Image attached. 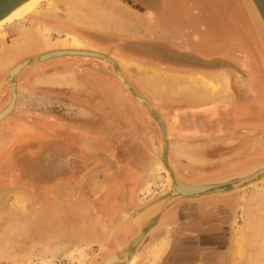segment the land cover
Returning a JSON list of instances; mask_svg holds the SVG:
<instances>
[{
    "label": "rangeland",
    "instance_id": "1",
    "mask_svg": "<svg viewBox=\"0 0 264 264\" xmlns=\"http://www.w3.org/2000/svg\"><path fill=\"white\" fill-rule=\"evenodd\" d=\"M53 1L65 6L68 9L67 14L59 17L43 15L38 11L41 7V9L46 8V3L42 2L43 4L40 3V8L37 10L39 15L28 14V16L20 19L21 21L16 20L18 23L16 21L8 23L0 30V37L3 35L11 38V41L13 37L21 33L24 35L20 44L7 43L6 51L0 55V113L9 107L12 100V89L5 84L8 72L14 65H8L9 61L17 59L16 62H19L36 57L40 53L53 51L54 49L60 50L57 46L58 42L65 41L66 43H71L73 39L90 44V47H94V50L104 53L105 51L100 46L105 49L112 46L110 38L118 39L116 33L134 35L130 26L125 24V22L121 23L118 16L117 18L112 16L116 10L120 12L124 11V6L120 3L117 4V0ZM211 1L212 3H210ZM86 2H89V4ZM192 2L193 7L200 11L203 6H215L214 9L218 17L220 18L221 15L228 29L231 28L230 30L233 32H231V35H227L229 38L225 37L226 42L221 43L226 48L223 52H227L230 55V59L225 60L227 54L218 51L216 52L217 54L214 53L215 58H219V60H215L217 61L215 63H221L222 60L226 61L224 66H229L232 72L242 74V70L232 63L239 55L246 56L244 45L240 47V44L233 38V35L235 36L236 34L241 38L242 43L244 42L247 45L245 49H247L246 53L248 56L253 58L257 55L255 57V59L258 58L257 62L264 64V51L260 43L255 42L256 40L258 41L257 34L240 0H192ZM237 9H240V11L238 12ZM106 11L108 16H105ZM202 13L204 14V12ZM205 17L203 15L202 18ZM91 25L108 31H114L115 34L96 32V30L90 28ZM89 33L107 37L109 40H99L88 35ZM141 33L145 34V32L139 30L135 31L136 35ZM95 39L100 42L98 43ZM50 44L53 46L46 47L47 45L50 46ZM37 47H41L40 50H37ZM68 48L71 49L70 47ZM108 55L112 57L111 52H108ZM114 57H116V54L112 58ZM50 63V61H47L36 67H26L16 78L18 97L14 112L0 123V264H101L112 255H119L123 258L126 255L124 251L128 247V241H124L123 238H126L130 233L129 225H131L127 224L128 222L125 217L123 220L119 217L117 218L119 222H117L116 226L120 221L122 222V226L119 228L114 227L115 231L112 233L114 229L112 231L110 229L111 221H106L103 216L104 214L96 212L95 209H92L91 205H85L86 212H84L83 216L77 211L78 209L72 211L68 208V205L74 204L75 193L82 187V183L85 184L83 189H85L88 197L87 204H90L88 202L90 200L92 202L95 201V195H97L99 190L95 191L92 186L94 182L102 181L104 183L102 188L105 187V180L112 174L108 170L109 166L101 165V167L94 170L95 165L91 166L87 162L83 163L82 161H78L77 163V158H75L76 161L72 162L73 168L86 169L88 172L94 171L87 173L84 180H80L82 183L79 180L65 182L66 180L59 178L54 179L50 183L51 166L48 162L50 155L53 154L59 157H67L72 153L79 159H92L101 156V154L109 153V150L95 151L93 149L90 151L83 149L64 151V141L68 143L69 138L76 136L64 132V127L70 122L78 123V121L73 119L77 110L80 108L92 110L94 103L99 99H105V97H99L102 93L99 91L100 89L95 90L91 87V89L83 91L84 93L73 90L75 95L77 92L82 93L83 97H85L83 98L84 101L73 102L68 100L70 97L68 93L70 91L67 88L62 86V84L61 86L50 84V81L62 83V80L66 76L59 73L56 74V77H51L50 74L53 71L66 68L70 64L77 66L87 63L91 64L94 69L99 68L104 72L111 68H109V65L104 66L108 68L99 67L97 61L83 58H74L73 61H68L67 64L65 61L59 65ZM52 65L58 67L57 70H53ZM90 73L94 75L93 70L92 72L88 71V74L83 76L85 79L82 78V80L88 81ZM103 75L105 74L103 73ZM129 77L132 81L135 79L130 73ZM105 78H107L106 75L103 80L108 81ZM215 79L223 88L227 87L229 83L230 86H233L232 76L228 78L226 74H223L218 78L215 77ZM93 81H96L98 84L102 80L95 79ZM104 81H102L103 84ZM174 81L182 82L181 85H184L186 90L192 89L193 82L191 78L174 80L173 77L166 76L163 81L164 83L162 82L159 85L158 93L162 86ZM103 88V92L105 93L108 88L107 93H109L108 85L105 87L103 85ZM179 89L181 90V87ZM111 93L113 92L111 91ZM188 96L191 97L190 95ZM156 98L158 99V97ZM69 114H72V118H69ZM69 120L71 121L68 122ZM111 122L112 117L108 112L104 111L96 115L95 125L102 131V140H109L111 137L109 136L111 133H105L110 131L108 129L111 126ZM156 125L159 127L157 122ZM231 143L234 145L230 141L228 144L230 145ZM214 145H218V142ZM185 152L179 149L172 151L174 158H181L185 163L194 164L193 166L191 164L184 165L183 168H192L200 172L216 171L220 167L223 169L229 168L226 166L227 164H210L212 163L211 159H202L203 157L201 159L197 157L198 159H196L194 158L195 156L191 157ZM246 152L249 153L248 150ZM246 152H242V155H238L237 153L236 159L232 160L231 163H234L238 158L245 155ZM145 153V156H140V159L145 164L144 170L146 172L139 173L134 170L135 175L142 177V181L144 182L142 192L139 193L141 198L138 199V204L142 205V207L143 205H147L148 202L156 200L168 182V174L160 163L159 156L162 154V151L151 150L145 151ZM210 157L219 158V154L216 152L210 155ZM229 157L231 159L234 156ZM263 157L264 150L255 159L247 157L246 163L232 166L234 167L233 169L214 174V176L237 170L261 160ZM55 162L62 164L61 160ZM142 166L139 165L140 171L143 170ZM172 168L176 174L173 165ZM34 170L39 173L35 174ZM130 174L132 175V172ZM176 176L179 177L177 174ZM64 193L67 195L65 202L60 197ZM256 194H264V182L231 195L236 201V209L230 227L232 236L230 239V257L227 260V264H254L249 251L253 246L254 248H258L261 245L260 243L253 242L252 244H248L246 256L244 254H233L231 249L235 241L234 239L240 236V231L246 230L247 219L251 215L246 210V205L250 197ZM50 198L52 199L51 208ZM170 220L168 219L167 227L173 224ZM254 231L257 232V230ZM79 233H81V238L79 237ZM120 240L125 243L122 247L119 245ZM163 241L166 244L167 239ZM164 243H161L159 246H164Z\"/></svg>",
    "mask_w": 264,
    "mask_h": 264
},
{
    "label": "crops",
    "instance_id": "2",
    "mask_svg": "<svg viewBox=\"0 0 264 264\" xmlns=\"http://www.w3.org/2000/svg\"><path fill=\"white\" fill-rule=\"evenodd\" d=\"M83 1V0H80ZM159 3H153L154 5H158L159 7L164 5V0H158ZM117 4L120 3L122 6H124V11L116 10L112 14L113 17L117 16L119 17L121 23L125 22L130 28L132 29V34L134 35H128L124 33H116L118 35V39H112L110 38V42H112V46H109L108 48H104L100 46L103 51H109L113 55H119L121 57H125L131 60H135L136 62L139 61L140 64H145L148 66H156L159 67L162 71L168 73V76L172 78V76L178 77L180 79L187 78L188 79H197L193 76L197 73L202 75H207L209 77H212L215 79L220 77L223 74H226L228 78L231 77V74L228 70L229 66H222L221 68L215 67L216 64L215 60H219V58H215V56L209 55V54H203L197 49H193L194 53L191 52H183L179 49L175 48L176 45L174 42H171L169 40H166L167 38V30L165 28V25L162 27L158 24L160 22V14H157L155 12L152 14L151 12V5H149V8L147 4H141V2L137 0H117ZM89 4V2H86ZM114 4V2H113ZM106 6V5H105ZM117 12V13H116ZM125 12V13H124ZM121 17V18H120ZM94 27V28H92ZM92 30H96V32H106L110 34H115L114 31H108L103 28H98L96 26L90 27ZM111 29V28H110ZM155 29V30H154ZM139 30L141 32H145L136 35L135 31ZM156 31L155 34L153 32ZM131 34V33H130ZM156 39L157 42H150V39ZM172 40L178 41L176 37H169ZM182 39V38H181ZM187 41L185 43L188 46H191V43L188 39H184ZM166 41V42H162ZM11 39L8 37H0V55L6 51L7 43H10ZM189 42V44H188ZM12 43V42H11ZM98 45V43H96ZM55 50V49H54ZM213 59L212 61H209V63L204 62V60ZM81 59V58H80ZM114 59V58H113ZM67 60V61H66ZM74 58H58L51 60L50 64L59 65L62 62L67 64L68 61H73ZM115 60V59H114ZM222 60V59H221ZM95 61V60H94ZM223 61V60H222ZM221 61V62H222ZM258 61V60H257ZM99 67L108 68L104 66H108L109 64L97 61ZM117 62V65L121 68L124 78L128 84L129 87L133 89V91L139 95L140 98L145 99L149 105L151 106L154 114L157 118L161 119L166 127V142L163 139V135L160 129V126L158 130H155L151 135H149L146 131V128L143 126L141 128H133L130 127L127 129V131L124 132H115L114 129V123L111 124L108 131L111 133L110 141L103 142L102 140L97 141V139H101L102 134L101 130L95 125V118L96 113L101 112H110L113 114H117L113 108L110 106L109 101L118 100V103L122 105L123 112H126L124 116L126 117L130 115L131 112H133V117H136L137 114L142 119H147V123L149 119H153L154 123H156L155 118L149 113L148 110L141 107L139 103L136 101L135 97L127 90L125 89L121 83L117 80V78L114 76V71L111 65H109L111 69H107L106 71L109 72L108 75H106L107 78L104 81L103 79L99 78L95 75H89L90 79L88 81L82 80L85 79L83 76L88 74V71L81 70V65H71L67 66L66 68L62 69V74H64V79L62 80V83H56L54 81H50V84L54 86H64L67 88L70 92L72 91V94H74L73 90H77L80 92L86 91L91 89V87L95 90H99L102 92L99 97L103 96L105 99H99L96 101V106L93 107L92 110H86L84 108H80L77 110V113L73 117L74 120L78 121L76 122H70L69 120L68 125H66L65 129L67 130L66 133L73 134V135H79V139L83 135H91L92 140L88 143H83V145L80 146L82 143L80 140L76 141V138L73 136L72 138H69L68 143L64 141V151H75L81 149H86L87 146H89L90 149H97V148H103L104 146L108 149H116L118 151V157L117 160L119 162L124 163L128 159L132 160V164L134 165H143L142 167L145 168L144 162L141 161L140 156L144 157L145 152L144 151H151L155 150L157 148L159 151H163L164 144H167V148L169 150V158L171 165H174V161L178 164L182 165H189L193 166V163H185L181 158H174L172 151L174 149H179L186 151L188 155L195 156L194 158L201 159H211L210 164H229L232 160L236 159V154L242 155V152H246L245 147L235 146L237 144L238 138H240V135L230 132H221V129L219 126H207L205 124L202 125V127L198 124V120H192L195 117H201L206 118L207 116H217L221 115L220 113L217 114V112H220V108L228 106H236L239 102V94L236 92V90L233 88V86H230L233 90V97L231 99H225V97H221L215 101H202L198 102L193 97L188 96V92L190 90H186L184 85H181L182 82L174 81L170 82L160 88L159 93L157 92V95L155 92H151L147 89H144L143 86L134 79L133 81L129 77V73L121 67V65ZM143 62V63H141ZM145 62V63H144ZM224 62V61H223ZM226 62V61H225ZM65 64V65H66ZM214 64V65H213ZM219 64V63H217ZM258 65L263 67V63L258 62ZM260 73L259 78L260 82L264 79V72H262L261 68L259 67ZM182 71V72H181ZM59 74V73H56ZM56 74L52 73L51 77H56ZM191 76V77H190ZM102 80L104 81V84L102 81L100 83H96V81L93 80ZM180 79H174V80H180ZM128 80H131V84L128 82ZM107 82V83H106ZM103 85L110 86L109 89L113 92L112 96L115 95V97H112L109 95V93L103 92ZM183 89H179L180 87ZM168 86V88H166ZM175 86L176 90H172L169 87ZM179 87V88H178ZM162 89V90H161ZM77 92V98L72 97V99H76L77 101H84L82 93ZM84 93V92H83ZM79 95V96H78ZM158 97V99L156 98ZM157 99V100H155ZM70 100V98L68 99ZM70 102V101H69ZM204 102V103H203ZM72 105V104H70ZM72 108V107H70ZM106 108V109H105ZM108 108V109H107ZM69 109V107H68ZM108 110V111H107ZM98 111V112H97ZM115 112V113H114ZM129 113V114H128ZM72 114H69V118H72ZM118 116V115H117ZM123 118V117H121ZM127 118V117H126ZM190 118L189 120H187ZM166 119H175L172 123V128H170L168 123L166 122ZM186 119V120H184ZM238 118L235 119L237 121ZM129 120V117H128ZM167 120V121H168ZM184 123L183 128H181V124ZM190 123V125H187V123ZM150 123V122H149ZM178 126L181 128V130H178ZM224 126V124H223ZM222 126V127H223ZM221 129V130H220ZM107 133V132H105ZM94 135V136H93ZM153 138V139H152ZM124 140L122 142H118L119 140ZM152 139V140H151ZM153 141V142H151ZM230 142H233L234 145ZM218 142V145H214ZM108 144V145H107ZM104 145V146H103ZM214 145V146H213ZM213 151V152H210ZM221 153L222 155L219 156V158L210 157V155L215 153ZM225 152H229V155L226 156ZM142 154V155H141ZM233 154V155H232ZM229 156H234L231 159H229ZM208 157V158H207ZM228 158V159H227ZM141 162V163H140ZM201 169V168H200ZM215 176H204L197 179H188L183 178L190 181H199L204 180L207 178H211ZM142 185L138 189V192L135 196V204L139 210L134 209L132 211V218H131V225H129L130 231L128 243L138 234L140 231L141 225L138 223L136 219V214L143 211L144 208L147 207V205H139L138 199L141 198V195L139 193L142 192V188L144 187V182H141ZM96 185V186H95ZM103 184L101 182H94V185L92 186L94 190H101ZM104 188H102L103 190ZM231 197V196H230ZM57 198V197H56ZM212 198H227V197H205L200 200L198 204L191 203L189 201H184L177 203L175 206H173L171 209H169L159 220L157 225L149 231V233L146 235L140 246L138 247L135 255L129 259V262L135 258L134 264H173L175 262H179L178 260V251L179 243H175L173 240V224L168 225V219H172L176 216H182L185 212H189L188 206L197 207L199 204H203L205 201L210 200ZM57 200V199H56ZM51 206V204H50ZM193 210H196L195 208ZM86 212V211H85ZM170 214H172L170 216ZM52 219V218H51ZM129 221V222H130ZM171 221V220H170ZM84 225V224H83ZM172 225V226H171ZM82 226V225H81ZM122 226V222L115 226V228H119ZM91 229V227H90ZM113 230V229H112ZM115 230V229H114ZM114 231H112L113 233ZM81 236V233H79V237ZM81 238V237H80ZM167 239L166 244L164 243ZM161 243H164V246H159ZM156 257V258H155ZM148 260V261H147ZM147 261V262H146ZM146 262V263H145Z\"/></svg>",
    "mask_w": 264,
    "mask_h": 264
},
{
    "label": "flooded vegetation",
    "instance_id": "3",
    "mask_svg": "<svg viewBox=\"0 0 264 264\" xmlns=\"http://www.w3.org/2000/svg\"><path fill=\"white\" fill-rule=\"evenodd\" d=\"M141 2L143 5L144 3L147 4L148 8L149 5H151V13L154 14L157 12V14H160V22L157 27H162L165 25V28L167 30V38L166 40H171L176 45L175 48L179 49L183 52H193V49L199 50V52H202L203 54H209L214 55V53L218 52L217 50V43L215 42H208L206 35H210V24L208 19L202 18L203 13L199 10L193 7L192 0H164V5L159 7L158 5H154L153 3H159L158 0H137ZM163 1V0H162ZM186 2V3H185ZM149 3V5H148ZM175 5V6H174ZM213 7V6H212ZM177 11V12H176ZM174 12L177 13V15H174ZM183 13L181 16L179 13ZM188 13V14H187ZM156 14V13H155ZM174 15V16H173ZM187 15V16H186ZM179 16V17H178ZM185 16V17H184ZM224 16V15H223ZM179 18H182L180 20V23L178 21ZM225 17V16H224ZM194 19V21H193ZM226 19V17H225ZM195 20L198 22L197 25H194ZM181 24V25H180ZM201 25V26H200ZM164 27V26H163ZM230 27V25H229ZM184 28V29H183ZM155 30V29H154ZM156 31L153 32L155 34ZM208 35V37H209ZM3 36V35H2ZM234 36V35H233ZM240 36V35H239ZM5 37V36H3ZM169 37H176L178 41L172 40ZM182 38V39H181ZM190 39L189 42L191 43V46L186 45V40L184 39ZM240 37H235V39L239 40ZM98 43L100 42L99 40ZM158 40L151 38L150 42L154 43ZM170 41V42H171ZM240 41V40H239ZM163 43L166 41H162ZM188 42V44H189ZM241 42V41H240ZM102 43V42H101ZM198 43V45H197ZM206 46V48L209 49V52H203L199 45ZM197 46V47H195ZM245 55H239L236 60H233L232 63L236 64L239 69L242 70V74H238L235 72H232L231 70H228L229 73L232 76L233 79V88L236 90V92L239 94V102L236 106H225L220 108L221 115H213V116H207L206 118H201L194 116L195 118L192 119L193 121L196 119L198 120V124L202 127L203 124L207 126H219L221 129V132H230L240 135V138L236 139L237 144L235 146H241L245 147L246 151L248 150L249 153L246 152L245 155L238 158L234 163L230 162L226 166L229 168L223 169L219 168L216 169V171H205L200 172L197 170H193L192 168H183L184 165L178 164L174 161V167L176 170V174L179 177L182 178H188V179H197L204 176H214V174L224 172L230 169H233L236 165L246 163L247 157L250 159H255L257 156H259L262 151L264 150V79L262 82H260V78L258 77L261 68L262 72H264V68L262 66L258 65V58L255 59L253 57V64L251 62L250 57L246 53L245 49ZM229 52V51H228ZM223 54H227V52H221ZM217 54V53H216ZM227 57H225V60L230 59V55L227 54ZM213 59L204 60V62L209 63V61H212ZM226 63L221 62L219 64H213L215 67L221 68V65L224 66ZM264 65V64H263ZM53 66V65H52ZM98 67V66H97ZM256 67V68H255ZM264 67V66H263ZM58 67L53 66V70H57ZM81 70L92 72L94 71V75L100 77L101 79H104L105 75H108L109 72L103 71L99 68H95L91 66V64L84 63L81 65ZM62 69L53 71L52 73H61ZM51 73V74H52ZM103 73L105 75H103ZM258 73V74H257ZM50 74V75H51ZM128 82L131 84V80H128ZM261 84L263 85V88L261 87ZM110 87V86H109ZM108 91V88H107ZM111 90L109 89V95L112 97ZM69 98L71 101L76 102L77 100L72 99V97L77 98V94L73 95L72 91L69 92ZM79 96V95H78ZM263 97V98H261ZM111 108L115 110L117 113L116 115L109 112L110 116L112 117V123H114V129L115 132H124L127 131L130 127L133 128H141L145 127L146 132L151 135L155 130H158V126L154 121L151 119H142L138 114L136 117H133V112L130 113L129 116L124 114L126 112H123V107L121 104L118 103L117 97L116 100L109 101ZM96 103L92 107H95ZM98 112V111H97ZM114 112V113H115ZM100 114V113H96ZM129 114V113H128ZM118 115V116H117ZM123 117V118H121ZM129 117V120H128ZM237 121H235V119ZM188 118L187 120H189ZM166 119V122L168 123V126L172 128V123L175 119ZM186 120V119H184ZM186 120V121H187ZM190 121V120H189ZM150 122V123H149ZM172 122V123H171ZM181 128L185 127L184 123L180 121ZM224 124V126H223ZM187 125H190L188 122ZM65 126V125H64ZM223 126V127H222ZM178 126V130H181ZM65 128V127H64ZM174 129V128H172ZM67 130L65 129L64 132ZM109 133V132H107ZM110 134V133H109ZM94 136V135H93ZM112 136V135H109ZM79 135H76V141H81L80 144L83 145V143L90 142L93 138L91 135H83L79 139ZM111 138V137H110ZM109 140H102L104 143L109 142ZM153 139V138H152ZM151 139V140H152ZM100 139H97L99 141ZM124 140H119L118 142H122ZM153 142V141H151ZM108 145V144H107ZM104 146V145H103ZM81 149V148H80ZM83 150H91L89 146ZM93 150H109V153L101 154V156L97 158H83L79 159L74 154H69L67 157H59L56 156V154L50 155V158L48 159V162L50 163V183L54 181V179H63L66 180L65 182L69 181H76V180H84V178L87 176V173H90L99 167L101 165H108V170L111 171V176L108 178L107 181L105 180V187L103 190H99L97 192V195H95V201L92 202V200L88 201L90 204H87V194L85 192V184L82 183V187L75 193V201L74 204L68 205V208L72 211H77L84 215L85 212V205L92 207V209H95L96 212L103 213L104 218L106 221L110 222V229H114L116 226L118 217L123 220L124 217L127 220V224L131 223L132 218V211L134 209L139 210L135 204V196L138 192V189L142 185L141 181L143 180L142 177L139 175H135V171L139 173H145L146 170H141L138 165L132 164V160L128 159L124 163L119 162L117 160L118 157V150L116 149H108L107 147L103 148H97ZM145 152V151H144ZM107 154V155H106ZM219 156L222 155L221 153H218ZM226 156L229 155V152H225ZM49 157V156H48ZM245 157V158H244ZM75 158H77L78 161L87 162L88 165L94 166V170L86 171V169H75L73 168L72 162L76 161ZM62 164H59L55 161H60ZM186 166V165H185ZM203 170V169H201ZM35 174H38L39 172L34 170ZM132 172V175L130 174ZM106 173H108L106 171ZM107 175V174H106ZM34 177V176H33ZM146 177V175H145ZM101 184H104L102 181H100ZM99 183V182H98ZM66 193H64L62 196H60L64 202L66 198ZM51 198H50V204H51ZM51 208V206H50ZM196 210H193V209ZM189 212H185L182 216H176L171 219L173 223V240L175 243H179L178 251V260L179 262H175L173 264H227V260L230 257V239H231V224L234 219L235 209H236V201L233 197L231 198H212L210 200L205 201L203 204H199L197 207L188 206ZM172 214H170L171 216ZM81 216V218H82ZM84 218V217H83ZM130 221V222H129ZM126 224V225H127ZM128 226V225H127ZM126 227V226H125ZM124 227V228H125ZM132 231V230H130ZM131 233V232H130ZM127 235L126 238H123L124 241H128L129 235ZM125 243L120 240V247H122ZM117 247V246H116ZM119 247V248H120ZM118 249V248H117ZM113 251V250H112ZM133 262H129V260H126L124 264H133Z\"/></svg>",
    "mask_w": 264,
    "mask_h": 264
},
{
    "label": "water",
    "instance_id": "4",
    "mask_svg": "<svg viewBox=\"0 0 264 264\" xmlns=\"http://www.w3.org/2000/svg\"><path fill=\"white\" fill-rule=\"evenodd\" d=\"M29 1L31 0H0V23ZM250 2L253 4L260 18L259 25L257 22L255 23L251 16L247 0H242L247 14L250 16L253 29L255 30L259 41H261V48H263L262 50L264 51V0H250ZM35 14L38 13L36 12L33 15ZM88 35L98 38L99 40H109L107 37L94 33H89ZM108 52L109 51L101 53L94 49L84 48L53 50L40 53L33 58L16 62V64L9 70L8 78L5 81V84L12 89V100L9 107L0 113V123L14 112L18 97L16 78L26 67H36L41 63L58 58H83L101 61L112 66L114 76L121 83V85L135 97L141 107L148 110L155 118L156 122L160 126L163 139L166 142L167 133L164 122L156 117L149 103L145 99L140 98L139 95L128 86L121 68L117 65L116 60L108 55ZM231 91L233 92L232 89ZM155 151H158V149L155 148ZM159 157L162 167L168 174V182L166 183V186L160 196L158 195V198L153 202H148L147 207L144 208L142 212L136 214V219L141 225L140 231L127 244L128 247L124 251L126 254L125 257L122 258L119 255H112L109 257L116 258L112 264H123L126 260L132 258L149 231H151L157 225L161 217L177 203L189 201L191 203L198 204L200 200L205 197H229L241 190H245L264 182V157L261 160L253 162L237 170L199 181H190L176 176L170 162L169 150L166 143L164 144V149Z\"/></svg>",
    "mask_w": 264,
    "mask_h": 264
},
{
    "label": "bare ground",
    "instance_id": "5",
    "mask_svg": "<svg viewBox=\"0 0 264 264\" xmlns=\"http://www.w3.org/2000/svg\"><path fill=\"white\" fill-rule=\"evenodd\" d=\"M240 1L242 3V0H240ZM42 2L46 3L45 4L46 5L45 9H41L42 7L40 8V6H39V4L42 3ZM210 3H212V1ZM247 4H248V7H249V9L251 11V16H252L253 20L255 21V23L257 22L258 25H259L260 18L258 16L253 4L250 2V0H247ZM212 6L213 5H209L207 7L203 6L201 8V11L204 12V15L208 19L210 27H211L210 32H209L210 35L208 34L209 37H208V35H206V37H207V41L208 42H215L216 41L217 50L223 52V51L226 50V48H224L221 45V43L226 42V38L228 37L227 35H231L232 31L230 30L231 29L230 27H229L230 29H228V26L225 23V21L223 20V17L221 15H220V18L218 17V14L215 12V9H214L215 6H213V7ZM244 8H245V6H244ZM84 9H85V7H84ZM37 10L39 11V13L41 12V14H43V15L52 16V17H59V16L66 15L68 9L65 6L61 5V4L54 2L53 0H31L28 3H26L25 5H23L20 8H18L15 12H13L4 21H2L0 23V30L5 25H7L8 23H12V22H14L16 20L21 21L20 19H23V17L28 16V14L33 15L34 13L37 12ZM89 10H90V8H89ZM69 11H71V10H69ZM98 11H100V10H98ZM237 11L239 12L240 9L239 10L237 9ZM246 13H247V11H246ZM175 14L177 15V13L174 12V15ZM179 14L183 15V13H181V12ZM105 16H108L107 11L105 13ZM178 17H177V19H178ZM248 18L250 20V16L249 15H248ZM180 19H182V18L178 19L179 23H180V21H182ZM193 21H194V19H193ZM250 23H251V21H250ZM197 24H198V22L195 20L194 25H197ZM251 25H252V23H251ZM228 30H230V31H228ZM22 36H24V35H22V33H21V34L15 36V37H13L11 42L20 44L22 39L24 38ZM235 36H237V35L235 34ZM235 36H233L234 39H235ZM233 38H231V39H233ZM9 39H11V38H9ZM239 40L241 41V39H239ZM239 40L235 39V41L240 44V47H242L244 45L243 47L246 48L247 45H245L244 42L242 43V41L240 42ZM255 42L256 43L257 42L260 43L261 41H259V39H258V41L256 40ZM37 45H38V42H37ZM197 45H198V43H197ZM51 46H53V45L50 44V46L47 45L46 47H51ZM57 46H58V48H60V50H62V49L63 50H68L69 49L68 47H70L71 49H80L82 47L88 48V49H94V47H90L91 46L90 44H86V43L80 42V41H78L76 39H73L71 43H66L65 41H60V42L57 43ZM225 46H228V45H225ZM260 46H261V43H260ZM195 47H197V46H195ZM199 47H200V49L203 52H209V49L206 48V46H202L200 44ZM40 48L41 47H37V50H40ZM114 59L116 61H118V63L121 65V67L123 69H125L128 73L133 75L135 77V79L143 86V88L145 87L144 89H147V90H149L151 92H155L156 95H157V92H158V89H159V85L162 84V82L165 80V77L168 76V73L162 71L159 67H156V66L151 67V66H148V65H145V64H140L139 61L136 62L135 60H131V59H128V58H125V57H121V56H118V55H116V57H114ZM250 59H251V62L253 64L252 57H250ZM16 61H17V59L14 60V61L11 60V61H9L8 65H11V66L13 64L15 65ZM141 63H143V62H141ZM17 70H18V68H17ZM172 77L174 79H180V78L175 77V76H172ZM193 77L197 78V79H192L193 86H192V89L188 92V95L193 97L198 102L215 101V100H217V99H219L221 97H225V99L229 100V99H231L233 97L234 93L231 91L230 83H229V85H227V87L223 88L221 84H218L216 79H214L212 77H209L207 75H202V74L197 73ZM262 86L263 85L261 84L260 88H263ZM169 88H171L172 90H176L175 86H172V87H169ZM181 89H183V88H181ZM262 96H264V95H262ZM261 98H263V97H261ZM11 208H9V209L11 210ZM246 210H248V212L251 214L250 217L247 219L246 230L245 231L244 230L240 231V233H239L240 236L234 239L235 241L233 243V246H232L231 250H232L233 254H236V255L237 254H239V255L240 254H244L246 256L247 253H248V250H247V245L248 244H250V243L252 244L253 242L254 243H260L261 245L258 248H256V247L254 248V246H253L250 249L249 252H250V256L254 260V264H264V238H263V236H264V232H263V226H264V194L263 195L256 194V195L250 197V200H249V202L246 205ZM249 229H251V230H249ZM253 230H257V232H255V231L253 232ZM113 231H115V230H113ZM135 258H134V260H135ZM115 260H116V258H112L111 257V258L106 259L101 264H112V262H114Z\"/></svg>",
    "mask_w": 264,
    "mask_h": 264
}]
</instances>
